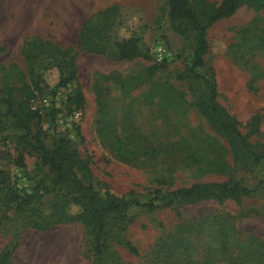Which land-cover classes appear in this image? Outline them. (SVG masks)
<instances>
[{"label":"rangeland","instance_id":"rangeland-1","mask_svg":"<svg viewBox=\"0 0 264 264\" xmlns=\"http://www.w3.org/2000/svg\"><path fill=\"white\" fill-rule=\"evenodd\" d=\"M161 4L162 0H0V91L29 84L22 55L26 41L38 38L59 47L70 45L76 52L82 107L66 112L62 101L71 87L56 86L53 65L38 67L40 89L28 104L39 116L30 127L46 130L47 146L58 134L64 135L86 161L93 188L143 199L154 189L196 181L232 179L251 187L263 178L261 164L233 163L224 137L180 96L205 100L206 82L213 83L216 103L233 117L240 132H246L250 115L260 114L258 133L248 140L264 149V7L240 6L207 28L203 65L194 68L200 77L192 80L187 72L192 40L169 28L157 8ZM112 5L118 7V22L106 31L108 39L136 36L139 53L131 59L118 58L110 42L102 53L79 49L77 31ZM158 42L166 45L171 59L151 69L157 64L151 50ZM52 103L61 111L48 128L44 113ZM3 121L0 175L19 192L36 188L31 212L42 217L37 222L55 221L46 228L32 227L35 216L15 214L7 194L0 191V251L15 244L11 264H88L91 239L71 216L76 206L70 204L68 212L61 209V198L49 182L51 173L21 144L20 130L10 120ZM129 213L132 220L123 236L137 254L112 244L107 264H264V196L258 193L238 203L209 199L151 213L131 208Z\"/></svg>","mask_w":264,"mask_h":264},{"label":"trees","instance_id":"trees-1","mask_svg":"<svg viewBox=\"0 0 264 264\" xmlns=\"http://www.w3.org/2000/svg\"><path fill=\"white\" fill-rule=\"evenodd\" d=\"M240 6L262 8L264 0H219L211 3L207 0H162L157 7L168 19L169 28L185 39L192 40L191 63L187 69L188 77L196 79L199 76L195 67L203 65L202 56L207 50L206 30L214 22L226 18ZM117 6H109L96 13L92 22L84 23L77 33L79 49L85 53H102L110 39L108 31L117 20ZM111 46L120 59H131L138 55V38L133 35L113 39ZM22 55L26 61L28 83L19 87H6L0 91V130L4 129V121L10 120L13 127L20 130L18 139L29 151L34 152L41 164L51 173L50 185L61 198L60 206L67 211L68 206L75 205L77 210L72 218L80 222L87 230L91 239V257L88 264H107L112 244H118L130 254L136 255L137 250L124 238L123 232L132 220L131 208H140L151 213L158 208H169L178 204H191L203 200H214L223 203L227 200L240 202L253 194L264 196V149L251 143L250 135L258 133L260 114L250 115L246 122V132L239 131L238 126L215 101V89L211 82H206L205 100L187 101L181 95L180 99L186 106L196 109L210 124L212 129L227 142L232 162H240L243 166L261 164L263 178L253 186H245L232 179L222 181H196L186 186L167 188L164 191L154 189L151 194L140 199L131 194L115 195L113 193L93 188L92 175L85 160L79 157L76 149L71 148L69 140L61 134L52 138L50 145L44 143L46 130L40 126L30 127V122L38 118L36 110H31L29 100L34 90H39L40 78L36 68L54 66L58 72L57 87L70 86V90L62 101L66 112L82 107L83 97L79 88L77 67L73 47H59L38 38H31L22 47ZM154 62L151 69L158 68ZM31 86V87H30ZM53 94V91H50ZM44 115L48 118V128L53 125L55 115L61 111L53 103L46 108ZM72 111V112H73ZM21 158V156H19ZM21 161V159H20ZM46 191V187H42ZM0 191L7 194L13 204V212L17 215L27 213L35 218L29 225L32 227H48L55 220L42 217L32 211L36 188L30 192H19L12 188L5 175H0ZM15 244L6 246L0 251V264H11L10 257ZM115 264H127L119 261Z\"/></svg>","mask_w":264,"mask_h":264},{"label":"built area","instance_id":"built-area-1","mask_svg":"<svg viewBox=\"0 0 264 264\" xmlns=\"http://www.w3.org/2000/svg\"><path fill=\"white\" fill-rule=\"evenodd\" d=\"M151 57L153 62H161L162 60L171 59V53L166 47L165 44L158 42L156 43L151 50ZM43 102H46L45 99H42ZM77 113H73V117H76Z\"/></svg>","mask_w":264,"mask_h":264},{"label":"crops","instance_id":"crops-1","mask_svg":"<svg viewBox=\"0 0 264 264\" xmlns=\"http://www.w3.org/2000/svg\"><path fill=\"white\" fill-rule=\"evenodd\" d=\"M77 33H78V31H77Z\"/></svg>","mask_w":264,"mask_h":264}]
</instances>
